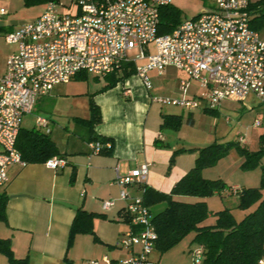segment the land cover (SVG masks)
<instances>
[{"label":"crops","instance_id":"crops-1","mask_svg":"<svg viewBox=\"0 0 264 264\" xmlns=\"http://www.w3.org/2000/svg\"><path fill=\"white\" fill-rule=\"evenodd\" d=\"M47 1L0 0V8L6 10L0 15L1 66L6 55L15 49V45L5 43L4 34L40 15ZM36 3H40L41 8L24 15V6ZM77 12L78 7L70 13ZM1 44L6 45L7 49L3 50ZM149 48L153 51L152 44H149ZM144 62L145 59L137 61L138 64ZM180 71L172 66H168L161 75L150 71L152 88L149 90L135 73L105 89L102 87L107 83L106 75L80 73L67 83L55 85L49 94L36 99L33 110L38 106L49 116L40 115L48 120V134L56 126L69 131L53 139L50 137L67 163L57 169H50L43 163L9 167V180L0 189V193L8 197L5 220H0V238L9 240L16 258H26L27 264H81L103 256L116 261L127 255L126 250L116 246L120 234L129 228L123 215L127 201L119 198L122 187L115 182L116 174L123 176L147 164L149 170L146 179L123 188L131 196L141 195L143 186L170 193L175 183L193 167L197 156V151H183L175 155L170 165L173 151L178 148H200L218 142L216 131L211 129L206 120L209 113L206 109L211 112L216 107H207L201 101L198 107L184 109L160 105L151 100L150 97L154 95L196 97L204 91L197 79L199 86ZM89 75L93 76L95 82L88 80ZM181 80L187 82L184 91L179 89ZM126 88L130 89L129 94H126ZM92 102L100 111V121L94 125L93 133L110 139L112 147L109 151L95 153L88 145L91 134L81 119L90 117ZM168 115L180 117L177 128L165 123ZM197 118L202 122L198 124ZM21 127L24 128L22 124ZM33 127L38 128L36 123ZM58 144L62 146L61 149ZM209 169L211 167L202 169L204 178L221 179L220 175H206ZM233 186L245 188L237 182L227 183L224 189L213 194L220 197L238 196V193H232ZM17 194L25 195L11 197ZM174 197L191 202L198 200L186 195ZM106 199H113L115 203L104 210L102 202ZM203 200L206 202V197ZM165 206L166 202L161 201L149 206V209L153 215ZM153 207L158 208L157 211H153ZM78 208L103 216L96 215L92 220L94 235L89 232L77 233L69 244V229ZM0 264H8L2 252Z\"/></svg>","mask_w":264,"mask_h":264},{"label":"built area","instance_id":"built-area-1","mask_svg":"<svg viewBox=\"0 0 264 264\" xmlns=\"http://www.w3.org/2000/svg\"><path fill=\"white\" fill-rule=\"evenodd\" d=\"M57 1L48 0L40 15L3 36L15 49L0 65V189L9 180V167L28 164L15 146L23 117L32 113L39 96L80 73L104 76L132 61L135 75L149 90V72L161 75L172 66L197 79L204 91L196 97H150L160 105L189 109L202 101L214 108L223 99L244 101L249 94L264 101V35L250 26V0H213L215 7L211 10L182 20L164 34L157 33L159 9L172 4V0H76L77 13L61 11ZM5 12L0 8V15ZM133 49L139 53L135 60H129L127 52ZM140 59L145 62L138 64ZM186 86L187 82L181 80L179 89L184 91ZM125 92L129 94L130 89ZM259 125L255 120L253 126ZM36 126L46 133L50 130L48 120L40 115L36 116ZM88 145L95 153L111 146L110 142L98 141ZM66 163L58 155L43 162L50 169ZM148 170V165L142 164L115 178L122 187L119 198L127 201L123 210L129 223L116 246L127 255L116 261L103 256L81 264H157L150 259L157 233L149 206L141 195L131 196L123 188L144 181ZM239 190L231 187L232 193ZM114 203L106 199L102 208L107 210ZM191 252L193 262L201 263L203 246ZM254 264H264V256Z\"/></svg>","mask_w":264,"mask_h":264},{"label":"trees","instance_id":"trees-1","mask_svg":"<svg viewBox=\"0 0 264 264\" xmlns=\"http://www.w3.org/2000/svg\"><path fill=\"white\" fill-rule=\"evenodd\" d=\"M249 11L251 28L264 35V0L251 2ZM180 22V10L173 4L164 5L159 9L157 33H169ZM134 71L132 61L124 62L118 69L106 74L107 83L102 88L115 85L116 82L135 73ZM206 110L210 112L209 109ZM90 112L88 119H81L91 134L88 140L100 143L110 142V139L93 133L94 125L100 121L99 108L93 102L90 104ZM180 122L179 116L168 115L165 117V123L176 128ZM15 146L27 163H43L54 155H61L49 134L36 127H21ZM111 147L112 144L110 148L102 147L100 151H109ZM237 148L247 157L243 163L244 166L258 162L260 151L251 152L238 145ZM225 150L226 145L218 142L200 148H178L172 153L170 165L173 164L175 155L180 152L197 151V156L193 167L175 183L170 193L158 192L143 186L141 196L147 206L161 201L166 202L163 210L152 215V223L157 233L155 248L160 253L169 250L184 236L192 232L193 239L204 248L203 264H254L258 258L264 256V196L261 193V188H264V165L261 168L260 187L241 188L237 192L238 207L248 208L255 204L252 210L237 220L230 209L223 208L213 212L215 216L213 223H204L210 212L203 198L221 191L226 187V184L221 179L204 178L201 171L203 168L213 165ZM177 195L193 196L198 200L192 202L179 200L174 197ZM7 198L6 194L0 193V220H5ZM96 215L103 216L81 208L76 210L69 229V244L77 233L89 232L94 235L92 220ZM123 215L128 221L127 214L123 212ZM0 252L7 257L8 264H27L26 258L14 256L8 239L0 238Z\"/></svg>","mask_w":264,"mask_h":264},{"label":"rangeland","instance_id":"rangeland-1","mask_svg":"<svg viewBox=\"0 0 264 264\" xmlns=\"http://www.w3.org/2000/svg\"><path fill=\"white\" fill-rule=\"evenodd\" d=\"M171 2L180 10L181 21L215 7L213 0H172ZM57 3L59 9L64 12H74L77 7L76 0H58ZM40 8V3L27 7L24 6V15L37 11ZM1 47L3 50L7 49V46L4 44H1ZM138 53V49L129 50L127 52L128 59L135 60ZM188 79L196 86H199L197 80L190 77ZM88 80L95 82L92 75H89ZM40 109L42 108L38 109V106H36L31 114L23 117L22 126L24 128L33 127L38 115L49 117L44 110ZM206 118L211 129L216 131L218 143L226 145V150L213 165L209 166L211 169H209L206 175H220L226 184L237 182L240 187H260L261 168L264 165V101L257 98L254 94H249L244 101L223 99L216 106L215 110L207 113ZM54 119L56 120V118ZM255 120L260 121L259 126H253ZM197 122L199 124L202 121L197 118ZM60 127H63V125ZM68 132L64 128L58 129L56 126L49 136L53 139L61 133L67 134ZM240 138L241 141H239ZM237 145L251 152L260 151L257 158L258 162L250 166H244L243 163L247 157L239 152ZM58 146L61 149L62 146L60 144ZM261 191L262 196H264V188H261ZM238 203L239 197L235 195H224V197H220L218 194L208 195L206 197V205L210 214L204 220L205 224L215 221L213 212L218 209L228 207L235 219L239 220L242 215L255 207V204H253L248 208H240L238 207ZM157 209L156 207L152 208L153 211H157ZM1 225L2 223L0 222ZM197 245L191 232L163 253L154 250L150 255V259L156 261L157 264H195L191 250L195 249ZM125 256L123 255V257Z\"/></svg>","mask_w":264,"mask_h":264},{"label":"water","instance_id":"water-1","mask_svg":"<svg viewBox=\"0 0 264 264\" xmlns=\"http://www.w3.org/2000/svg\"><path fill=\"white\" fill-rule=\"evenodd\" d=\"M21 195H25V194L11 195V197H12V196H21ZM60 203L66 205V206L72 207V208H76L75 206H73V205H71V204H69V203H66V202H60Z\"/></svg>","mask_w":264,"mask_h":264}]
</instances>
